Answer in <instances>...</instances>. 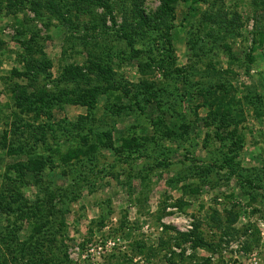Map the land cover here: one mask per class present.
<instances>
[{"label": "rangeland", "instance_id": "obj_1", "mask_svg": "<svg viewBox=\"0 0 264 264\" xmlns=\"http://www.w3.org/2000/svg\"><path fill=\"white\" fill-rule=\"evenodd\" d=\"M160 7L0 0V132L13 69L19 87L56 96L30 123L58 149L40 184L5 176L29 161L0 154L1 204L15 209L22 198L38 207L0 214V264H264V0H174L162 14ZM98 76L120 86L101 93ZM223 84L232 90L233 121L216 133L208 93ZM254 93L263 102L253 109ZM173 121L186 131L178 141L167 133ZM229 149L254 175L252 187L220 179L213 167L208 174ZM42 220L52 232L35 245L32 229Z\"/></svg>", "mask_w": 264, "mask_h": 264}, {"label": "trees", "instance_id": "obj_2", "mask_svg": "<svg viewBox=\"0 0 264 264\" xmlns=\"http://www.w3.org/2000/svg\"><path fill=\"white\" fill-rule=\"evenodd\" d=\"M173 1L174 0H161V7L158 9V12H160L159 14H162L163 12H167L170 4ZM35 3L36 2H34V4ZM8 6H11V3H8ZM231 23H234V21H231ZM169 29H170L169 27H166L165 34H166L167 45H171L169 40V32H170ZM259 34H260L259 36L264 37V33L260 32ZM124 36L125 37L127 36V43L131 44L129 35L125 33ZM149 61L151 63H154L155 59L150 58ZM250 61L253 60L250 59ZM93 66L94 65L87 67L86 71L89 74H92ZM95 68L98 70V72L100 71V74L101 71L103 74H106V72L109 71V69L106 66L105 67L101 66V68L99 66H95ZM8 75L10 76L8 79L10 84L8 87H6V90L9 91L10 89L12 98H10L11 103H10V107L8 108V115L6 117V121L2 123L3 129L0 132V154H4L6 157H16V158L25 157L27 161H29V163L27 165H24L23 163L16 164L18 162L17 161L15 165L13 164L11 167L7 168V170L4 172V175L8 176L10 174H15L16 176L15 180L21 177L25 179L27 175H31L32 178L33 177L37 178L40 184L43 183V178H46L45 176L49 172V166L52 167L55 164V158L57 157L56 152L58 151V149L56 144L55 143L52 144L50 142L51 140H49L48 137L46 136V133L43 132L42 129L43 126L40 127V125L39 126L33 125L30 123V120L38 119V117H40L41 114V112L39 111H41L40 109L42 108V105L46 104L47 100L51 98L55 99L56 96L53 97L52 95H50L49 97H47V99L46 98L44 99L43 93L36 90L29 91L26 88L23 89L18 86V84L16 83V79L20 78L21 75L17 71H13L12 69L11 71H9ZM49 75L50 73L48 74L47 78H49ZM98 78L105 85V87L102 88L99 87V90L96 89L97 91L102 90L101 93L106 91L109 92L111 87H113L116 84V82H114L113 80H112L113 82L111 81V83H109L108 81L110 79H107V77L102 78L98 76ZM261 78L262 80L260 79V81L262 83V88H263L264 78L263 76ZM115 86H120V85H115ZM116 90L122 91V89H116ZM231 91H232L231 87H229L226 84H223V86L219 89L216 88V86L215 88H213V86L209 87L210 93L208 94H212L214 96V99H209V101L217 110L220 117L218 119H214L213 121V126L216 133H218V131L221 130V128L226 127L225 123L228 120L233 121L232 114L230 112L231 106L228 103L229 101H231L228 100L230 98L229 95H231ZM156 93L158 94V91H156ZM201 93L202 91L199 90L198 94ZM191 98L192 97L183 99L182 100L183 105L185 104L187 105L188 103H190L192 100ZM262 102H263V98L259 94L256 93L250 94L248 97V103L253 107V109L259 108V105ZM168 107H170L171 111L174 110L172 105H169ZM258 112H256V114H258ZM175 114H176V110L170 113L171 115L170 117L174 118ZM229 116L231 118H229ZM235 117H237L239 121L241 120V118L237 114H235ZM167 133L169 135L173 133L172 136L170 137L171 140H175V141L180 140L184 135H186L184 124L178 121H173V123H170L169 127L167 128ZM239 138L241 137L239 136ZM84 143H86V141H84ZM237 148L239 150L242 148V141L238 142ZM234 152L235 151H233L232 149H229L227 153L219 151L220 159L217 160L218 164H216V166L215 164L214 166L211 164L210 166L206 167V169L210 170L209 167H213L212 171H215V173L220 179L224 178L225 180H230L234 178L236 179V177H238L241 178V180L239 181L240 184L241 182H244L248 188L252 187L251 180L247 178H250V176L255 178L254 175L251 173V171H247L246 173H243V169L241 168L239 163L235 161L237 156L229 155V154H233ZM20 167L22 168L20 169ZM212 171L211 170L208 171V174H210ZM197 173L199 172H195V174ZM199 175L204 177L202 175V172L199 173ZM48 184L51 185V183ZM257 188L259 189L260 187L258 186ZM62 192L63 189L62 187H60V188H56L54 194L58 197L59 195H61ZM183 193L196 195L197 191L195 189H192V191H187L186 189H183ZM1 198L2 196H0V214L6 213V215L7 214L12 215V214H18L23 210H33V208L35 209L38 208L27 203L24 199L19 198L21 199V201H23V204H21L20 207L14 209L10 206V203H6V206H3L1 202L4 203V201ZM37 198L39 199L40 197ZM42 201L45 202V198L42 197ZM43 225L44 224L42 220L41 223L38 225V227H33L32 229L31 238L34 241L35 245L39 244L41 238H45L47 236L46 235L47 231L52 232V226L50 224L48 225L47 223V225L44 226ZM53 236L54 234L50 233L49 238L52 239ZM192 236H194L196 240L195 243L197 246L206 245L205 241L199 236L198 233H193Z\"/></svg>", "mask_w": 264, "mask_h": 264}, {"label": "built area", "instance_id": "obj_3", "mask_svg": "<svg viewBox=\"0 0 264 264\" xmlns=\"http://www.w3.org/2000/svg\"><path fill=\"white\" fill-rule=\"evenodd\" d=\"M109 244H111V243H109ZM111 245H112V244H111ZM101 249H102L101 247L98 248V250H101Z\"/></svg>", "mask_w": 264, "mask_h": 264}]
</instances>
